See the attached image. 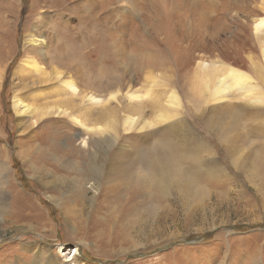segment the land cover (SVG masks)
<instances>
[{
  "label": "rangeland",
  "instance_id": "1",
  "mask_svg": "<svg viewBox=\"0 0 264 264\" xmlns=\"http://www.w3.org/2000/svg\"><path fill=\"white\" fill-rule=\"evenodd\" d=\"M32 3L43 0H0V264H264V102L245 107L241 91L230 89L231 108L204 107L186 70L156 42L174 70L154 73L165 80L161 93L175 90L182 100L178 117L186 122L176 132H162L149 106L138 122L139 128L148 120L144 129L125 131L121 111L117 138L110 131L101 143L68 118L21 116L13 106L22 81L16 70L26 34L46 9ZM63 10L58 21L66 29ZM191 20L189 41L192 33H209ZM226 20L228 35L218 38L234 40L237 20ZM250 38L240 51L258 54ZM107 49L89 60L85 87L105 91L102 85L112 82L117 68ZM215 51L204 52L198 41L194 58L228 65ZM263 66L259 60L254 76L264 92ZM152 75L141 73L130 87L142 89Z\"/></svg>",
  "mask_w": 264,
  "mask_h": 264
},
{
  "label": "bare ground",
  "instance_id": "2",
  "mask_svg": "<svg viewBox=\"0 0 264 264\" xmlns=\"http://www.w3.org/2000/svg\"><path fill=\"white\" fill-rule=\"evenodd\" d=\"M218 2L219 0H191L190 3L188 0H43L40 4L32 3V6L46 8L43 9L45 16L40 15L35 19L26 34L25 58L16 70V74H21L22 80L14 87L16 92L13 106L16 113L21 116L28 113L35 115L37 119L68 118L78 124L91 140L96 139L101 143L106 134H111L110 131L117 136L116 119H119L118 112L121 111L124 112L125 131L144 129L148 120L139 128L138 122L142 118L145 120L144 109L149 106L157 120L156 126L163 125L160 128L162 132H176L186 122L182 116L183 119L178 117L181 115L179 110L182 100L175 90H171L168 95L164 92L166 96L161 93L163 89L160 86L165 80L154 73L160 74V70L168 69L172 64L168 58L163 59L156 52V42H162L167 47L177 68L186 70L188 87L194 96L204 97V107L209 105L208 108L212 111L223 108L222 105L231 108L235 97L231 95L228 98L227 92L230 89L241 91L238 96L247 99L242 104L245 107H249L250 102H264V92L256 81L258 76H254V72L258 73L256 67L259 60L264 65V0H221L215 9ZM63 9L69 10L64 22L66 29L60 27L58 21ZM232 11H244L248 16L241 19L238 12L234 14ZM226 13L228 18L237 20L234 40L218 38V35H225L231 27V24H226ZM74 15L79 18L75 19ZM204 15L209 17L203 23L201 18ZM190 18L195 30L203 24L209 33L197 31L191 35L193 41H189L186 26ZM250 34L253 37L251 47H255L258 54L251 49L252 53L245 55L246 52L240 49L242 41L247 37L251 39ZM205 36H213L210 43ZM198 41L204 52L219 50L228 60V65L218 63L220 60L203 57L195 59ZM105 47L111 53L117 69L112 72V82L102 85L105 91H95L94 87H85L82 82L90 74L87 71L91 66L89 60ZM101 59L102 64L104 58ZM101 64L98 65V71L104 70ZM2 68L0 66V81L4 73ZM38 72L45 76L41 73L40 77L36 74ZM141 73H144V77L147 74L153 75L149 82H143L142 89L133 90L130 84H138L144 78L139 76ZM96 74L100 73L96 71ZM219 75L222 79H218ZM161 94L164 96L162 100ZM152 123L149 122V126H153Z\"/></svg>",
  "mask_w": 264,
  "mask_h": 264
}]
</instances>
